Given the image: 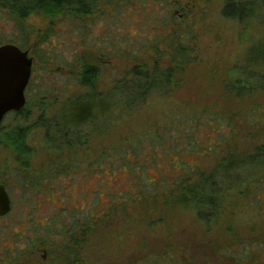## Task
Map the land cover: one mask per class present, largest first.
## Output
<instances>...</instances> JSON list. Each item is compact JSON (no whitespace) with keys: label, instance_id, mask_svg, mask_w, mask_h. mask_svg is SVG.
<instances>
[{"label":"rangeland","instance_id":"obj_1","mask_svg":"<svg viewBox=\"0 0 264 264\" xmlns=\"http://www.w3.org/2000/svg\"><path fill=\"white\" fill-rule=\"evenodd\" d=\"M224 6L225 0H99L93 13L80 18L36 14L16 22L0 13V42L24 35L32 43L51 29L47 42L39 45L43 56L32 54L35 67L26 94L27 111L7 115L0 131V183L6 185L12 202V211L0 217V264H56L54 260L65 257L66 226L90 214L97 225L80 253V264H156L174 253L173 264H184L193 257L203 261L207 248L214 257L217 245L232 242L236 252L247 248L233 240L236 234L242 239L253 234L255 222L239 227L250 214L238 213L237 228L228 233L226 210L219 224L207 230L192 212L167 203L165 193L132 198L142 191L140 175L156 178L159 173L178 172L181 157L158 162V174L149 167L145 172L143 156L135 157L133 147L140 143L142 154L152 148L159 152L158 144L154 145L157 134L169 141L176 130L169 126L170 119L180 117L182 110L192 115L203 111L199 118L194 116L202 143H207L208 135L216 138L209 119L219 112L234 117L241 131L239 151L264 143V126H250L242 114L264 104V87L244 94L230 88L246 51L264 37V10L239 21L225 16ZM180 42L190 47L192 62L176 73L169 96L149 97L139 109L114 117L103 132L88 134L83 144L72 149L48 146L45 128L35 125L49 122L71 99L87 92L79 84L83 63L98 66L96 91L104 94L135 65L145 63L150 69L157 62L170 65L171 45ZM253 53L259 59L264 50L262 55ZM17 126H30L32 154L25 164L2 142L5 133ZM224 153H205L197 164L211 168ZM101 156L102 167L96 172L93 162ZM70 161L73 166L65 168ZM251 252L264 257V244Z\"/></svg>","mask_w":264,"mask_h":264},{"label":"trees","instance_id":"obj_2","mask_svg":"<svg viewBox=\"0 0 264 264\" xmlns=\"http://www.w3.org/2000/svg\"><path fill=\"white\" fill-rule=\"evenodd\" d=\"M98 1L0 0V13H5L16 22H23L36 14H41L46 18L60 14L80 18L93 13ZM260 9L264 10V0H225L223 13L229 18L245 21L250 17L260 15L257 13ZM49 32L51 29L47 34H41L35 38L32 43H29V39L22 35L16 37L17 41L15 39L7 42L1 41L0 46L15 44L23 50H28L30 55L33 54L35 58L36 55L42 57L39 45L47 42L50 37ZM252 50L259 51L262 55L264 37L255 41L246 51L244 65L235 70L230 82V88L241 94L251 93L264 87V55L257 59ZM169 54L170 65L160 66L157 62L152 69L145 63L135 65L126 76L116 80L114 86L104 94L96 91L98 66L93 63H83L79 73V84L86 88L87 92L71 99L62 112L49 122L42 123L40 121L35 126L45 128L44 138L51 148L57 149L64 146L66 149H72L76 145L83 144L88 134L103 132L112 123L114 117L129 115L131 111L139 109L149 97L169 96L176 73L184 70V66L192 62L190 47L183 42L177 43V45L173 43ZM34 56L32 57L34 58ZM34 67L35 65L33 71ZM33 78L32 74L26 94H28ZM25 111H27V104L22 111L11 113L24 115ZM181 112L180 117L175 116L170 119L169 126L176 130L169 141L157 134L158 141L154 145L158 144L159 152L152 148L148 153L146 152L147 154H142L140 143L133 147L135 157L138 155L142 159L143 156L144 163L141 167L145 172L149 170L148 167L156 172L158 162L165 161L167 158L181 157L183 161L178 167V172L159 173L156 178L140 175L138 184L142 191L137 194V197L132 198L141 199L146 198L147 195L165 193L167 203L177 204L192 212L207 230L219 224L221 215L226 210L230 213L226 226L228 233L237 228L234 218L238 213L250 214L239 227H243V224L250 220L255 222V226L250 230L254 235L251 234L250 237L242 239L240 234H236V238L233 240L236 245L246 246L245 250L234 251L231 248L232 242H230V244H223L219 248L217 245L214 257L208 253L207 248L204 250L203 261L193 257L190 262L185 261L184 264H213L216 261L219 264H264V257L253 255L251 252L253 247L259 246V243L264 244V143L251 151H239L237 139L241 136V131L236 125L234 117H229L222 112L214 113L209 119L212 122L209 124L210 129H215L216 138L208 135L206 136L207 143H202L197 136L200 126L194 116L199 118L204 114L203 111L195 112V115H192L193 112L185 110ZM242 114L245 115L247 124L249 123L250 126L256 128L264 126V104H256ZM84 127H90L91 130L82 133ZM3 129L4 127L1 126L0 131ZM225 129L226 134H223ZM29 131L30 126H17L6 132L2 141L15 151L18 160L23 164L32 154V146L27 137ZM217 150H225V153L211 168L202 169L198 166L199 157L205 153L211 155ZM103 158L104 156L97 157L93 162L96 172L102 167L100 163ZM126 158L128 159L129 156L127 155ZM188 158H193V160H187ZM70 166H73L71 161L65 168ZM112 211L110 209L107 215H111ZM94 217L90 214L89 217L74 218L66 226L63 232V236L68 237L63 246V250L66 252L65 257L60 256L54 260L56 264H80L82 262L80 253L87 245L88 238L95 231L97 225V221L93 220ZM49 234L50 231L46 234V242L49 240ZM54 252L57 253L55 250ZM175 256L176 253L168 254L161 259V262L173 264ZM161 262L156 264H162Z\"/></svg>","mask_w":264,"mask_h":264},{"label":"water","instance_id":"obj_3","mask_svg":"<svg viewBox=\"0 0 264 264\" xmlns=\"http://www.w3.org/2000/svg\"><path fill=\"white\" fill-rule=\"evenodd\" d=\"M34 58L15 44L0 46V128L11 112L22 111L27 104L26 89L33 74ZM12 211L6 185L0 183V217Z\"/></svg>","mask_w":264,"mask_h":264}]
</instances>
